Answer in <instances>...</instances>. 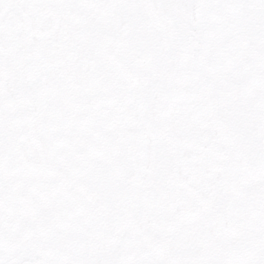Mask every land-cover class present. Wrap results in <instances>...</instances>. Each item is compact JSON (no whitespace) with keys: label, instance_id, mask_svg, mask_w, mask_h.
Returning <instances> with one entry per match:
<instances>
[{"label":"snow or ice","instance_id":"snow-or-ice-1","mask_svg":"<svg viewBox=\"0 0 264 264\" xmlns=\"http://www.w3.org/2000/svg\"><path fill=\"white\" fill-rule=\"evenodd\" d=\"M0 264H264V0H0Z\"/></svg>","mask_w":264,"mask_h":264}]
</instances>
